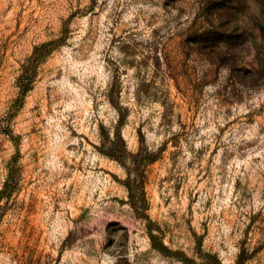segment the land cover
I'll return each mask as SVG.
<instances>
[{"label": "rangeland", "instance_id": "rangeland-1", "mask_svg": "<svg viewBox=\"0 0 264 264\" xmlns=\"http://www.w3.org/2000/svg\"><path fill=\"white\" fill-rule=\"evenodd\" d=\"M0 264H264V0H0Z\"/></svg>", "mask_w": 264, "mask_h": 264}, {"label": "trees", "instance_id": "trees-1", "mask_svg": "<svg viewBox=\"0 0 264 264\" xmlns=\"http://www.w3.org/2000/svg\"><path fill=\"white\" fill-rule=\"evenodd\" d=\"M68 32V22H65L64 25V35L61 39L57 41H48L44 44L37 46L33 53L30 55V57L27 59L26 63L23 66V72L18 78V85L21 89V94L25 95L29 90L32 89V82H33V76L34 71L38 64L42 61V58L48 55L52 50H54L56 45L61 44V42L64 41L66 35ZM117 139L124 142V139L122 138V134L120 132V129L116 132ZM120 148L116 147L111 153H109L111 156H114L118 159H121V155H119ZM143 152H139L137 154H134L132 157V162L135 165L136 169L138 170L140 166H142L146 162L153 161L155 159L154 156L149 155H143ZM127 162V161H126ZM124 165L127 166V163H124ZM129 170V168H128ZM14 180L13 175L8 178L5 184V189L9 186V180ZM127 187L129 189L130 195L133 198H135L139 193H142L145 195V181L140 180L138 176L132 177L131 169L129 170V176L126 180ZM4 191L1 192L3 194ZM134 207L138 208L137 205L134 203ZM146 217V216H145Z\"/></svg>", "mask_w": 264, "mask_h": 264}]
</instances>
